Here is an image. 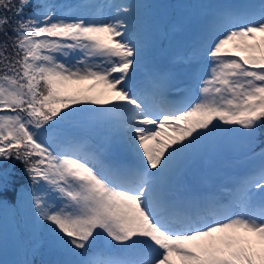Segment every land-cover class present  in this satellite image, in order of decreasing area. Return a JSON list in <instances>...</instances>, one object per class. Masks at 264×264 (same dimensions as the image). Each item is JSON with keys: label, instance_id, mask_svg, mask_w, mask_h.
<instances>
[{"label": "snow or ice", "instance_id": "6c2138e0", "mask_svg": "<svg viewBox=\"0 0 264 264\" xmlns=\"http://www.w3.org/2000/svg\"><path fill=\"white\" fill-rule=\"evenodd\" d=\"M90 7L0 0V205L29 193L50 249L65 257L42 264H264V148L253 151L264 143V0L217 10L197 49V88L178 101L165 74L137 76L140 6ZM71 119L102 124L103 140L70 135ZM234 130L260 158L237 195L173 189Z\"/></svg>", "mask_w": 264, "mask_h": 264}, {"label": "rangeland", "instance_id": "374dc122", "mask_svg": "<svg viewBox=\"0 0 264 264\" xmlns=\"http://www.w3.org/2000/svg\"><path fill=\"white\" fill-rule=\"evenodd\" d=\"M145 1L146 0H115L114 4L127 5L129 3H133V4H136V5H139L140 7H138L135 10V13H134L135 21L139 20L140 22H144L145 24H147L149 19L147 20V19H145V17L140 16V11L142 10V7H143L142 3L145 4ZM225 6H227V4H226V2L224 3V0H216V5L206 6L203 9L204 12H206V11H208V12H206L205 17L202 15L200 17L199 21H197V22L190 21L187 26H185L183 23L182 24L174 23L172 25V29L174 31L170 30V36L171 37H175L174 40H173L174 46L176 48L180 47L185 42V40L188 37L191 36V32H193L196 29L197 30V35L194 37V39L191 42V45L189 46L188 56L190 57L189 59L193 60V61H194V59L195 60L198 59L200 55L197 54V49L199 48L200 42H201V39H200L199 35H204V33L206 32V29L208 28V25H207V23L205 22L204 19H206L208 17L207 14L210 11H214L215 8H218V9L224 8ZM112 10L114 11V9H112ZM182 52H183V50H180V48L174 51V53H177V58L181 57V53ZM183 58H184V56H183ZM185 61H186V58H185ZM182 70H183V72H182ZM184 70L185 69H184L183 65L179 61V64L177 66V72H175L172 75L173 77H171L169 80L171 82L179 81L182 78L181 74L185 73ZM176 75H177L178 79L176 78ZM35 253H36V251L31 249V253L30 254L34 255Z\"/></svg>", "mask_w": 264, "mask_h": 264}, {"label": "trees", "instance_id": "16d2710c", "mask_svg": "<svg viewBox=\"0 0 264 264\" xmlns=\"http://www.w3.org/2000/svg\"><path fill=\"white\" fill-rule=\"evenodd\" d=\"M261 133L262 134L259 137L261 141H264V128L261 129ZM13 163H14L13 172H14L15 177L18 179H22L23 174H20L22 173V165L19 162H13Z\"/></svg>", "mask_w": 264, "mask_h": 264}]
</instances>
